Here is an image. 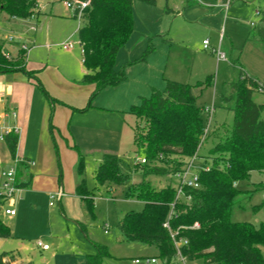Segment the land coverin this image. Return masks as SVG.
Returning a JSON list of instances; mask_svg holds the SVG:
<instances>
[{"label":"rangeland","instance_id":"rangeland-1","mask_svg":"<svg viewBox=\"0 0 264 264\" xmlns=\"http://www.w3.org/2000/svg\"><path fill=\"white\" fill-rule=\"evenodd\" d=\"M65 1L39 0L38 10L28 20L10 19L0 12V42L4 43L8 35H16L11 42V53L8 51L10 54L17 55L25 43L24 38L34 40V45H29L32 47L28 58L25 54L26 68L35 71L39 80H29L27 75L19 73L12 77V83H16L20 92L8 95L3 85L9 83V76L0 75V115L13 110L16 113V117L0 118V123L5 121L15 126L17 120L24 118L23 125L12 128L20 135L16 158H12L4 140L0 139V170H8L22 161L34 163L30 169H42L34 189H18L13 200L4 204V210L13 209L16 215L0 212L1 220L13 236L0 238V259L3 253L14 252L29 264H85L83 257L94 254L93 243H100L107 245L110 253L102 264H137L136 260L141 261L138 264H153L146 262L149 258L157 259L154 264H166L157 247L128 242L116 227L126 213L140 212L144 208L141 199L127 197L129 186L142 181L149 182L155 189L178 185V179L171 174L177 159L148 162L147 167L135 163L145 154L138 151L135 144L134 126L138 119L129 114L130 108L139 105L141 98L150 97L153 89L164 91L168 80L192 85L197 106L202 110L215 108L209 133L192 169L199 172L212 168L215 156L212 149L223 137L225 127L231 129L234 123V101L225 100L231 95V84L238 82L242 69L251 77L250 71L256 70L247 51L256 45L250 40L259 23L258 14L264 10V0H156L155 5L133 0V32L119 50L115 68L120 70L128 62L140 59L149 48L153 51L145 62L125 67L126 80L130 82L123 84L125 90L118 100L114 99L115 92H103L91 103L92 107L109 109L93 119L100 123L97 126L101 131L95 135L101 138V146L111 148L110 153L125 161L121 169L124 175L130 176L124 186L115 187L113 192L97 185L94 179L103 155L109 152L85 150L72 129L76 127L71 125L72 114L66 117L67 106L60 103L64 97L75 98L71 87L77 86L76 82L81 84L82 73L78 30L84 17L81 21L73 18L74 10L68 8ZM204 40L210 43L209 51L203 50ZM66 41H72L74 47L63 50L60 45ZM219 47L226 53L225 60H218L217 54L211 52ZM202 83L204 85L200 86ZM15 95L18 102L13 98ZM21 98H27L30 103L23 105ZM260 100L264 102V95L258 93L255 101ZM13 104L18 106L15 108ZM202 118L206 128L205 111ZM153 165L168 167L170 173L144 176ZM82 182L92 192L91 211L86 202L76 196V184ZM237 189L240 196L232 207L231 219L259 226L264 222V172H252L248 180L237 183ZM57 190H63L61 200L68 217L62 214L60 200L55 199L54 205H50V195ZM104 225L110 230L108 234L104 232ZM39 241L51 250L45 252L38 248ZM185 264L204 262L185 259Z\"/></svg>","mask_w":264,"mask_h":264},{"label":"trees","instance_id":"trees-1","mask_svg":"<svg viewBox=\"0 0 264 264\" xmlns=\"http://www.w3.org/2000/svg\"><path fill=\"white\" fill-rule=\"evenodd\" d=\"M69 1L78 5L88 3L83 9V23L78 30L85 68L81 83L93 85L94 90L87 107L74 109L86 112L103 90L127 79L126 66L145 62L153 50L149 48L143 57L117 70L116 56L134 28L133 0ZM140 1L156 4V0ZM38 7L39 0H0V12L6 13L10 19L28 20L34 17ZM77 14L75 11L73 18L77 19ZM259 16L250 41H258L264 46V10ZM6 51L5 44L0 42V75L21 72L39 82L37 73L26 68L24 51L20 50L18 56L11 59L5 57ZM258 93L264 95V86L242 69L238 82L231 84V95L225 99L226 102L234 101L233 126L231 129L225 127L223 137L212 149L215 155L213 167L199 171V188L185 187L180 200H177V189L171 185L155 189L149 182L142 181L127 188L128 198L144 202L142 211L126 213L117 225L128 242L157 247L160 257L168 263L177 256L175 241H186L180 251L190 261L264 264V222L255 226L231 219L232 207L240 196L236 184L248 180L252 172H264V102L255 101ZM203 111L197 106L193 86L175 81L168 80L164 91L153 89L150 97L141 98V103L133 105L129 114L138 119L134 126L135 144L138 151L144 152L147 162L142 164L137 159L135 163L147 167L149 163H164V159L171 157L177 159L171 174L180 171L198 153L205 131ZM4 142L12 158H16L18 133H6ZM124 163L118 155L105 153L94 176L97 185L106 186L108 190L124 186L130 178L123 174ZM27 169L23 162L19 163L17 183L20 188L31 185L30 175L20 181L21 173ZM169 173L168 167L153 165L144 176ZM77 195L91 211L94 206L92 192L84 182L78 185ZM2 205L4 201L0 200V212ZM0 238H12L10 228L1 218ZM95 249L94 254L87 256L88 264H102L104 257L110 256L105 245L95 244ZM15 258L13 252H5L0 264H13Z\"/></svg>","mask_w":264,"mask_h":264},{"label":"crops","instance_id":"crops-1","mask_svg":"<svg viewBox=\"0 0 264 264\" xmlns=\"http://www.w3.org/2000/svg\"><path fill=\"white\" fill-rule=\"evenodd\" d=\"M29 40H30L29 42H31V45H34V40L32 38H30V37H29ZM223 40H224V38L221 39V41H223ZM247 40H249V38ZM252 42L254 44H256V45L255 46L250 45L252 47H250V49L247 51V56H248L249 61L256 67V70L253 71V72L250 71V73H251V75H253L252 78L255 77L254 79H256L261 85L264 86V47H263V44L260 43V42H258V41H252ZM5 47H6L7 51H9L11 53V51H10V50H12L11 43H6L5 44ZM30 47H32V46H30ZM219 49L222 51L221 47H219ZM203 50L204 51H209L210 50V43H209V48L208 49H204V45H203ZM216 50H218V49L213 48L211 50V52L212 53H215ZM19 51L20 50H18V53L15 56H13L11 54L12 58L13 57H17L18 54H19ZM222 52H224V51H222ZM225 56H226V53H225ZM27 58H28V56H27ZM218 60H221V59L218 58ZM133 66H134V64H133ZM129 68H132V66H130ZM128 70L130 71V69H128ZM84 72H85V68H84L83 59H82V73H81V78H82ZM19 73H21V72L3 74V78L5 76H7V77L9 76L8 79H7L9 81V83L3 85V90H4V92L6 91V93L8 95H13L15 91L16 92H20V91H18V88L19 87L15 86L16 83H12V82H14V81H12V77L18 75ZM81 78H80V83H81ZM28 79L30 80L29 77H28ZM127 82H130V81L126 80V81L122 82L121 84H119L117 86L108 87L105 90H103L100 94H102L103 92H110V93L115 92L116 96L114 95L115 96L114 99L115 100H118L117 98L119 97V94L122 93L123 89L125 90V88L123 87L124 86L123 84L124 83H127ZM76 83H77V86L74 85L75 87H71V89L73 90V92L75 94V98L74 99H71V98H65L64 97L63 98L64 100H60L61 101L60 103H64L67 106L66 107L67 108L66 109L67 111L64 114H65L66 117H68L69 115L72 114V117H71V125H73V126L76 125V127H73L72 129L74 130L75 135H76V137H77L80 145L85 150H87V151L101 150V151H105V152H109L110 153L111 152V148H107V146H105L103 144H102V146L100 145L101 144L100 143L101 138H98L97 139V135H95V134L98 133V131L100 129L97 126L100 123L96 122L97 120L96 121L93 120V119L99 117V114H101L103 112H106L109 109L108 108L101 107V106H94V107H91L90 109H88L86 112H78V111H75L74 109H83V108L87 107V105L89 103V100H90V96H91V94H92V92L94 90V86L93 85H84L82 83L79 85L78 82H76ZM82 86H85V87H82ZM127 87H129V86H127ZM109 90H114V91H109ZM13 98L15 99V102H18L19 98H17L16 95ZM262 101L263 100H260L258 103L261 104V103H263ZM21 103L23 105H26L27 106V104H29L30 102L28 101L27 98H24L23 100L21 98ZM16 106H18V104H13V107L16 108ZM10 110H13V109H10ZM62 112H64V111H62ZM6 113H8V112H6ZM4 115H5V113H3L2 115H0V118H2V119L9 118V116H7V117L4 118ZM262 116L264 117V112H263V115ZM23 119L21 118V120L20 119L17 120L15 122V126L12 123H6L5 121H3L2 124L0 123V130L2 131L3 134H5L8 131L9 132L10 131H15V129H12V128H14V127H17L18 128L19 125H21V124L23 125V122H24ZM63 123H65V122H63ZM99 132H101V131H99ZM16 133H18V132H16ZM18 136H19V142H20V135H19V133H18ZM117 137H118V134H117ZM118 140H119V137H118ZM18 146H19V144H18ZM23 163L28 167V169L26 171L24 170L21 173V175H20V181L26 180L27 175H30L31 176V185L29 187H27V188L26 187H22L21 190L23 189V190L30 191V190L34 189V187L38 184L39 179H40V175L42 173V169H30L31 167H34L35 166L34 163H30V162H28V163L27 162H23ZM78 185L79 184L77 183L76 184V189H75L76 196H78L77 195V187H78ZM236 187H237V184H236ZM59 190H57L56 192H58ZM109 191L110 192L115 191V187L114 188H110ZM62 192H63V190H62ZM12 202L13 201H11V203ZM59 204L61 205L60 206V209L62 211V214L65 215L66 217H68L66 215L68 212H66V210H65V203L62 200H60L59 201ZM120 219L118 220L117 225H118ZM117 225H116V227H117ZM80 228H81V225H80ZM81 229L86 234V232L84 231V229L83 228H81ZM117 229H118V227H117ZM104 232L106 234H108L110 232V230L107 227V225H104ZM119 232H120V230H119ZM120 234L122 235L123 238H125L121 232H120ZM93 244H94V248H95V244H100V243H93ZM102 245H104V244H102ZM105 246H107V245H105ZM37 247L40 248V249H42L38 245H37ZM108 249H109V247H108ZM42 250L45 251V252H48L51 249L49 248L48 250H44V249H42ZM13 254L16 257L15 258V261L13 262V264H29V263H26V262H23L22 260H20L14 252H13ZM88 255H90V254H86L83 257V260H84V263L85 264H88L87 263V256ZM152 259H155L156 262H154V263H157V259L156 258H149V260H152ZM82 262H80V263H82ZM178 262H180V261H179V258L176 256L169 263L166 261V264H177ZM150 263H153V262H150Z\"/></svg>","mask_w":264,"mask_h":264},{"label":"built area","instance_id":"built-area-1","mask_svg":"<svg viewBox=\"0 0 264 264\" xmlns=\"http://www.w3.org/2000/svg\"><path fill=\"white\" fill-rule=\"evenodd\" d=\"M87 4L88 3L78 5L77 3L69 1V0L65 1V5L68 8L73 9L74 12L78 11L77 18H79L80 21L82 20V16H83V9L87 6ZM15 36L16 35L12 34V35H8V36L4 37V44L11 43L12 40L15 38ZM24 41H25V43L21 46L20 50L24 51L25 54H27V56H28V51L31 49V47L29 46L31 44V42H29L30 41L29 38H24ZM203 45H204V49H208L209 48V41L205 40ZM60 46L63 50H70L74 47V43L72 41H66V42L62 43ZM215 53L217 54L219 59H221V60L226 59L225 53L222 52L220 49L216 50ZM4 55L8 59L12 58L11 54L8 51H6L4 53ZM204 111L208 115V126L205 128V131H204V134L202 136V140H201L199 148L202 146L203 142L205 141V139L209 133V127H210L215 109H214V107H211V108L204 109ZM10 115H12L13 117H16L15 111L5 113L4 118L7 116H10ZM8 132H6V133H8ZM15 132H17V131L15 130ZM5 134L2 133L0 135V139L4 140ZM197 155H198V153H197ZM196 156H194L193 159L190 162H188L180 171L173 174V176L178 179V185H176V187H175L177 189V200L183 199L185 187H190V188H199L200 187L199 180H198V178H199L198 173L199 172L198 171L195 172L192 169L193 161L196 158ZM138 162L144 164L147 161L145 158H142L141 160H138ZM205 169L209 170L208 167ZM17 182H18V165L17 164H16V166H14L8 170H4V169L0 170V200L4 201V204L8 200H13V197L15 195L16 190L21 189L18 186ZM62 197H63L62 191H58V192L51 194L50 199L52 201L50 202V205H54L53 201L55 199L61 200ZM1 212H4L5 215L12 216V217L16 215V211L13 209H5L4 210V205L1 206ZM195 226H199V225L196 224ZM172 237L175 241V236L173 234H172ZM186 243H187L186 241H183V242L182 241H175V245H176V249H177V257L179 258V261L182 262L183 264H185V258L181 254L180 246L182 244H186ZM37 245L44 250L49 249V246L47 244L42 243L41 241H39L37 243ZM140 262H141L140 260L136 261V263H140ZM146 262L147 263H150V262L154 263V262H156V260L155 259H152V260L147 259Z\"/></svg>","mask_w":264,"mask_h":264}]
</instances>
